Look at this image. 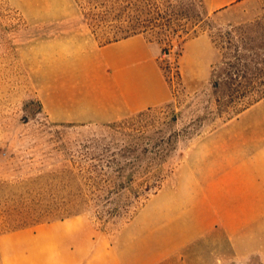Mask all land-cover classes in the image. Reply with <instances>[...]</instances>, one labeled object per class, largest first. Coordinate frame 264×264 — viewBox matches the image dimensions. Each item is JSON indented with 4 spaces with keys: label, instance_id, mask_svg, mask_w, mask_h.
I'll return each instance as SVG.
<instances>
[{
    "label": "crops",
    "instance_id": "obj_1",
    "mask_svg": "<svg viewBox=\"0 0 264 264\" xmlns=\"http://www.w3.org/2000/svg\"><path fill=\"white\" fill-rule=\"evenodd\" d=\"M202 1L222 14L250 0ZM56 2V11L72 5ZM49 48L53 80L39 99L54 123H112L172 100L161 49L144 33L103 45L55 37ZM216 60L210 35H194L182 44V77L205 80ZM177 159L115 232L76 215L5 233L2 264H264V99L196 136Z\"/></svg>",
    "mask_w": 264,
    "mask_h": 264
},
{
    "label": "rangeland",
    "instance_id": "obj_2",
    "mask_svg": "<svg viewBox=\"0 0 264 264\" xmlns=\"http://www.w3.org/2000/svg\"><path fill=\"white\" fill-rule=\"evenodd\" d=\"M56 1L0 0V236L39 207L62 203L67 211L59 217L84 215L99 229L115 232L159 188V178L170 174L196 136L234 118L230 110L217 115L211 73L205 80L182 77L179 55L186 39L209 34L217 51L214 66L223 56L244 54L264 67V0H250L222 14L209 13L202 0H69L70 9L57 11ZM137 23L146 26L144 35L161 49L172 100L140 117L112 123L52 122L39 99L40 89L48 97L53 80L49 40L81 35L103 44ZM173 115L178 117L174 131L165 126ZM172 131L165 163L145 162L129 188L111 198L90 195L82 171L108 164L93 156L119 151L130 134H142L137 139L141 143Z\"/></svg>",
    "mask_w": 264,
    "mask_h": 264
},
{
    "label": "trees",
    "instance_id": "obj_3",
    "mask_svg": "<svg viewBox=\"0 0 264 264\" xmlns=\"http://www.w3.org/2000/svg\"><path fill=\"white\" fill-rule=\"evenodd\" d=\"M122 32L123 35L121 37L114 38L103 44L145 33L146 26L137 23L130 25L128 29ZM232 58L223 56L218 66L212 67L211 70L210 86L212 95L217 103L216 113L218 116L230 113V110L233 116L236 117L252 104L264 99V67H258L254 63V59L249 55L238 54L233 55ZM258 84L261 87H258ZM236 103L238 105L232 107V104ZM151 109L138 112L130 117H140L145 111ZM177 120L178 117L173 115L165 126L174 131ZM172 132L168 136H161L154 141L141 143L137 139L142 134H130L132 136L128 141L121 143L119 151L111 153L107 151L102 155L93 156L92 159L98 161L106 160L108 164L102 167L100 165L92 166L82 171V176L85 178L84 185L90 195L97 200L103 197L111 198V196L129 188L133 179L140 174L145 162L157 159L159 165L165 163L169 155L167 146L171 145L170 143L174 136V132ZM175 142L178 141L175 140ZM173 150L176 151V147H173ZM69 172L72 174V171ZM164 179V177L159 178L161 183ZM66 206L65 203H62L60 207L51 205L39 207L35 215L28 213L26 216L19 218L17 220L18 223L10 231L13 232L39 224L63 220L67 217H59L58 214L67 211Z\"/></svg>",
    "mask_w": 264,
    "mask_h": 264
}]
</instances>
